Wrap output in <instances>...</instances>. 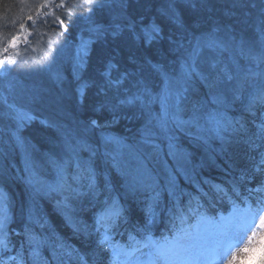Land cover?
Segmentation results:
<instances>
[{
  "label": "trees",
  "instance_id": "obj_1",
  "mask_svg": "<svg viewBox=\"0 0 264 264\" xmlns=\"http://www.w3.org/2000/svg\"><path fill=\"white\" fill-rule=\"evenodd\" d=\"M26 2L0 0V36L8 32L10 22L24 9ZM94 2L87 11L75 0H56L50 5L51 10L48 9L51 11L49 15L44 14L46 17L41 18L38 29L37 25L32 29L35 38L57 28L73 37L77 30H84L85 25L92 26L97 34L82 71V92L79 95L74 83L73 86L64 85L69 91L64 102L66 113L57 115L52 121L47 120L46 125L41 123L45 120L35 118L17 130L42 183L30 180L18 136L14 134L13 124H9L11 116L2 115L6 111L0 102V190L5 194L4 203L11 213V220L1 231L0 238L6 235L8 241L9 251L3 254V259L17 258L9 264H117L119 252L131 255L140 251L147 253L148 264L153 251L150 246H145L149 239L170 238L181 227L195 224L201 216L219 220L222 214H228L234 208L257 212L264 206V194L258 197L253 191L255 182L251 179L240 182L242 172L252 170L253 157L258 160L256 153L249 149L247 140L264 118V105L256 104L249 111L250 101L264 94V0ZM175 18L183 22L182 29L172 22ZM55 20H61L63 26L53 24ZM25 21L31 23L27 17ZM129 21L135 22L137 32L153 23L159 25L164 39L149 48L143 42L135 44L127 28L120 36H113V24ZM170 39L182 41L183 48L170 50L174 47L170 45ZM198 43L209 45L203 48L197 62L203 79L193 76L182 104L183 116H190L194 109L201 111L212 96L221 92L230 103L223 117L231 121V126L224 127L219 137L200 140L196 139L200 136L197 133L176 131V143L183 154L173 159L168 155L167 139L157 138L161 147L159 153H154L150 145L141 143L140 133L151 120L149 109L152 116L159 111V104L145 99L143 92L147 89L155 99L163 87L159 76L144 63L143 57L162 64L164 71L176 73L188 51ZM157 49L161 50L159 54H156ZM130 54L140 58V63H129ZM125 71L134 75L118 86L119 91L116 86L108 90L111 103L118 105L120 100L136 94L135 82L143 78L139 85L141 103L134 108L122 106L117 112L120 116L117 124L95 129L89 134V142L98 149L95 158L90 159L89 153L83 151L78 155L82 165L87 167L91 163L98 173L107 172L111 177V195L125 209L129 221H121L112 229L107 226V220L96 222V218L107 210L104 196L99 199L70 197V207L65 208L59 202L69 194L44 187L58 174L60 180L54 188L63 183L76 186L72 177L78 173L77 158L66 151L63 134L85 128L90 119L103 124L112 118L107 111L97 114L92 108L102 99L97 93L109 79L104 74L110 72L111 79L115 80ZM81 96L83 104L80 103ZM241 124L245 125V131L240 130ZM101 131L124 139L128 146L122 157L125 171L131 172L138 167L134 161L136 156L143 159V169L160 188H165L170 175L175 177L182 193L179 201L170 200L165 190L155 207V218L147 228V208L152 191H129L127 185L131 176H122L112 168L110 157L104 155L111 149H105L100 143ZM81 175L84 174L81 172ZM233 181L237 182L235 192L232 190ZM100 183L102 186V179ZM212 185L222 186L228 195L220 198ZM181 217L185 220L183 224ZM249 264H264V241Z\"/></svg>",
  "mask_w": 264,
  "mask_h": 264
},
{
  "label": "snow or ice",
  "instance_id": "obj_2",
  "mask_svg": "<svg viewBox=\"0 0 264 264\" xmlns=\"http://www.w3.org/2000/svg\"><path fill=\"white\" fill-rule=\"evenodd\" d=\"M32 19L31 16L28 17ZM177 25L178 28H183V22L179 18H175L172 21ZM23 27V25H21ZM113 28V36H120L124 29L127 28L131 40L139 45L143 42L146 46L151 48L154 43H159L164 39L162 32L163 29L159 25L153 23L146 28H142L139 32L136 31L135 22L129 21L126 24L115 23L111 26ZM19 36L13 37L11 40L12 46L16 45ZM170 50H180L183 48V43L180 40H171ZM209 45L198 43L191 47L188 51L187 56L183 59L180 64L178 72L169 73L163 70V65L160 63H153L147 56L143 57V61L147 64L152 72L159 76L162 84V89L155 95V99L152 98L150 92L145 89L143 95L145 99L151 100L152 103L159 104V111L154 116L151 115V109H149L148 115L151 116V120L140 133L141 143L144 145H150L154 153L161 151L160 144L156 142L157 138L163 137L168 141V155L173 159L182 155V149L176 143L175 132L185 131L190 133L191 128H200V116L194 109L188 119L183 118L184 109L182 104L186 98L188 88L193 76L200 77L203 79L202 73L198 71L197 62L202 53L204 47ZM161 50L157 49L159 54ZM128 62L132 64H139L140 58L135 54L128 56ZM109 77L106 85H101L97 95L101 96L102 99L98 100L92 110L97 114H102L107 111L111 114L110 120H105L103 124L97 119H90L87 126L83 129H75L66 131L63 134L64 146L76 159V167L78 173L73 175L72 179L76 186L71 184L63 183L59 184L56 188H49V191H60L67 192L69 195L65 196L63 203L65 208H69V198L79 199L84 196H90L93 199H99L104 196V204L107 206V210L102 212L97 218V223H104L107 220V226L115 229L119 226L120 222L128 223V217L125 215V209L119 204V201L111 195L112 193V182L109 173H98L92 166L91 163L87 167L82 165L78 159L79 152L89 153L90 159H93L98 154L97 147L93 146L88 139V136L95 129H105L111 127L119 122L120 116L117 112L122 106L137 107L141 103V93L139 85L142 83L141 80L135 82L137 87V93L128 96L120 100L119 104H112L111 99L108 96V90L111 87L116 86V90L119 91V85H121L128 76L134 75L131 72H123L115 80L111 79V73H105ZM228 79H231L229 76ZM239 99V97H236ZM213 103H221L219 97H213ZM80 103L83 104V97L80 98ZM256 104L264 105V94L260 95L257 99L250 101L249 111L252 110ZM5 117L11 116L10 112L2 114ZM18 122L17 130L24 127L25 121L30 122L35 117L28 116L27 114L16 112L12 116ZM210 119L214 124V130L219 132L224 127L231 126V121L227 120L222 116H211ZM42 124H47L46 121H41ZM240 130L245 131V125H240ZM197 140L203 139L201 136L196 137ZM100 143L103 144L105 149H111V151H105L104 155L110 157L112 168H114L122 176H131V182L127 185L129 191L136 192L137 190H151V203L148 205L147 213L148 220L146 221L145 227L152 222L155 218L156 205L161 201L162 193L166 190L170 200L179 201V196L182 194L176 184L175 177L170 175L165 188H160L151 176L143 169L140 165L131 172L125 171L122 168V157L124 150L128 146L124 143V139L116 136L115 134L101 131ZM247 144L250 150L256 153V157H253V168L250 172H242L240 182H244L247 179H251L255 182L253 191L259 197L264 194V118L260 119L257 131L253 133V136L247 140ZM177 171H182L178 169ZM81 172L84 175H81ZM103 181L101 186L100 181ZM152 180L151 183L148 181ZM82 181H86L83 182ZM215 192L220 198L228 195L227 191L220 185H212ZM237 182L233 181V192H235ZM86 189V191H82ZM201 195H207V193H201ZM109 200L111 203L109 204ZM202 207V205H199ZM71 219V217H68ZM39 222V221H37ZM228 218L223 216L219 217V221L206 216H201L195 224L188 225V227H181L174 235L169 237H163L161 240L154 241L149 239L146 247L152 248V258L148 261V264H205L207 259L211 256L212 248L211 243L215 238L216 232H223ZM264 222V221H262ZM181 223H185L184 217H181ZM202 226L204 230L202 231ZM5 222L0 221V230L4 229ZM211 228L214 231H209ZM8 241L6 235L0 238V264H9V261H16L15 256H10L8 260L3 259V254L8 252ZM115 251V249H114Z\"/></svg>",
  "mask_w": 264,
  "mask_h": 264
},
{
  "label": "rangeland",
  "instance_id": "obj_3",
  "mask_svg": "<svg viewBox=\"0 0 264 264\" xmlns=\"http://www.w3.org/2000/svg\"><path fill=\"white\" fill-rule=\"evenodd\" d=\"M75 1L85 6L87 11L95 4V0ZM55 3L56 0H36L34 3L27 0L24 9L10 22L8 32H3L0 36V102L3 103V111L11 113L9 124H13L14 134L18 136L28 176L36 184L42 183L43 180L25 153L24 143L17 131L18 122L12 116L18 111L40 120L52 121L57 115L64 113V102L69 96L65 86H73L74 83L79 95L82 92V71L91 42L97 37L96 31L90 25H85L84 30H77L73 37L67 36L64 30L57 27L37 38L33 37V26L37 25L38 29L42 23L41 18L49 15L50 5ZM29 16L32 17L31 23L25 21ZM56 20L53 24L62 27V21ZM16 36L20 38L16 45L12 46L11 40ZM220 93L212 96L205 107L197 111L200 116V128H191L190 133H197L204 138L221 136L222 131H215L210 119V115L223 117L230 105L226 102L228 98L222 97ZM213 97H219L222 102L213 103ZM188 117L183 116L184 119ZM134 161L138 166H144L143 159L135 156ZM60 176L58 174L55 180L44 188H54ZM4 198L5 194L0 190V221L5 222V227L0 233L11 220V213L4 203ZM241 211V208H234L228 214L221 215L228 218V222L222 233L216 232L211 243V256L205 264H249L254 259L264 241V206L257 212L254 209ZM208 230L214 231L211 228ZM119 255L117 264H147L148 255L145 251L131 255L119 252Z\"/></svg>",
  "mask_w": 264,
  "mask_h": 264
}]
</instances>
